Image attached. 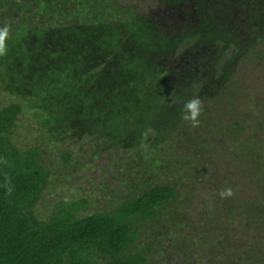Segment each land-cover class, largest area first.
Returning <instances> with one entry per match:
<instances>
[{"label": "trees", "instance_id": "16d2710c", "mask_svg": "<svg viewBox=\"0 0 264 264\" xmlns=\"http://www.w3.org/2000/svg\"><path fill=\"white\" fill-rule=\"evenodd\" d=\"M151 1L158 11L134 0H0V27L12 29L0 57V158L14 165H0V185L4 174L15 185L11 197L0 186V264H264V245L260 261L243 240L264 230V205L243 222L203 198L193 217L187 173L177 177L159 151L185 122L186 100L199 96L205 109L217 99L169 60L210 48L222 96L239 61L264 60L256 31V45L237 40L247 20L264 26V0ZM173 17L186 25L175 29ZM241 123L224 132H245ZM114 155L133 175L121 191L54 194L103 156L118 167Z\"/></svg>", "mask_w": 264, "mask_h": 264}, {"label": "rangeland", "instance_id": "374dc122", "mask_svg": "<svg viewBox=\"0 0 264 264\" xmlns=\"http://www.w3.org/2000/svg\"><path fill=\"white\" fill-rule=\"evenodd\" d=\"M231 1L225 0L224 5L229 8ZM134 3L143 13L158 11L151 0H134ZM222 5L215 4L217 9ZM168 22H174L175 29L186 25V19L181 17L170 18ZM255 24L252 18L247 20V25L240 29L242 32H238L237 40L250 46L258 40L253 34L256 31L260 37L257 45L264 46V26L259 28ZM214 56L210 48L201 47L169 60L172 69L180 71L182 78L187 76L191 85L201 81L204 84L201 91H208V95L217 99L205 105L198 128H191L190 123L185 121L172 134V145L159 151L168 155L169 165L177 177H185L187 173V192L182 197L186 196L194 207L193 217L201 219V199L207 198L206 202L211 203L217 198L221 208L233 209L230 219L244 222L253 218L254 204L264 205V60L250 57L239 61L233 76L237 78V83L226 91L219 90L220 95L224 93L216 97L219 82L214 73L217 62ZM193 88L199 92L198 85ZM4 101V94L0 93V104ZM233 122H244L241 126L246 131L233 133V136L226 134L225 127ZM112 160L117 162L118 167L114 163L109 165L108 158L103 156L92 165L96 168L89 174L77 172L66 184L57 186L54 194L66 199L81 194L100 198L116 194L121 191L122 185L133 179V175L128 172L127 166L120 164L118 155H114ZM171 177H174L173 173ZM226 188H232L234 196L222 199L219 193ZM231 224L230 232L233 228L237 229L236 221ZM197 227L201 225L198 223ZM243 240L250 241L244 245H249L250 253L261 261L264 230H250Z\"/></svg>", "mask_w": 264, "mask_h": 264}, {"label": "clouds", "instance_id": "9594fccd", "mask_svg": "<svg viewBox=\"0 0 264 264\" xmlns=\"http://www.w3.org/2000/svg\"><path fill=\"white\" fill-rule=\"evenodd\" d=\"M11 26L7 23L3 27H0V57H6L8 55L7 41L11 38ZM204 101L199 96H193L186 100L181 109V119L190 123L192 128H198L200 126V116L203 114ZM149 134H154L152 128L145 129L143 135L147 137ZM0 165L3 167L14 166L7 158H0ZM4 188L5 196L11 197L15 192V185L12 183L10 175L4 174L3 183L0 185ZM222 199H228L234 196L232 188H226L219 193Z\"/></svg>", "mask_w": 264, "mask_h": 264}]
</instances>
